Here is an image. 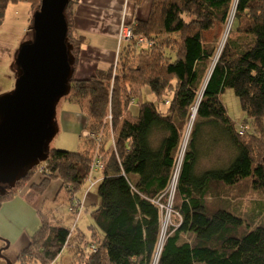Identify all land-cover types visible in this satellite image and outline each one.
Here are the masks:
<instances>
[{"label": "trees", "instance_id": "1", "mask_svg": "<svg viewBox=\"0 0 264 264\" xmlns=\"http://www.w3.org/2000/svg\"><path fill=\"white\" fill-rule=\"evenodd\" d=\"M151 1L148 19L130 25L135 38L121 49L115 74L113 65L90 79L72 80L69 97L87 105L81 131L87 149H50L42 168L49 177L31 185L40 196L50 179L61 180L57 200L63 191H81L98 150L105 169L92 220L72 229L40 211L41 227L20 252L21 264H64L62 255L71 264H264V206L249 214L239 211L252 192L264 197V0ZM75 2L65 12L74 67L85 41L74 28ZM41 3L0 0V25L9 4H26L35 12ZM138 37L145 43L138 45ZM227 89L246 114L250 130L243 125V134L221 100ZM193 106L197 112L173 204L180 219L169 228L155 261L162 221L154 201L164 204ZM110 128L111 151L104 145L111 140ZM100 131L105 138L100 146L84 135ZM156 135H161L157 142ZM219 148L228 153L227 162L197 173L200 155L210 157ZM37 168L0 194V208ZM232 206L237 211H230ZM92 244L96 251L89 250Z\"/></svg>", "mask_w": 264, "mask_h": 264}, {"label": "rangeland", "instance_id": "2", "mask_svg": "<svg viewBox=\"0 0 264 264\" xmlns=\"http://www.w3.org/2000/svg\"><path fill=\"white\" fill-rule=\"evenodd\" d=\"M130 1L132 0H128V2ZM151 5L152 1L149 2L148 8L145 9V12L147 11L145 19H148L150 15ZM33 15L34 12H30L29 6L26 4H9L6 9L4 21L0 25V96L7 94L14 89L17 74V68L15 65L16 54L20 46L25 41L32 38V32L30 30L32 27V22L30 21V19L33 17ZM124 23L127 22H125V19L123 18V20L120 22V25ZM129 44L130 43L128 42L124 43L123 48ZM69 96L71 95H66L63 98V101L57 107L56 121L58 133L51 142L50 149H57L68 152L85 151L88 147V143L86 142L87 140L81 136L82 133L78 132L77 130H73V128L70 127L71 124L69 122H67V126L62 124L63 117L66 120V118L72 115L62 113V107L65 106L64 110H66L72 103L68 101L69 98H71ZM221 100L227 108L228 115L237 124V126H248L249 131V124H244V119H247L246 114L242 111L240 100L238 97H236L233 90L227 89L221 95ZM84 103L87 104L86 101H84ZM135 107L137 106L135 105ZM194 107L195 106H193V108ZM69 109L75 111L78 109L83 113L84 118L87 117V105L85 104H80L79 107L74 106L73 108ZM193 123L194 120L190 118L184 136L181 139L179 150L177 152L174 177L168 190L164 192V195L162 196L161 202H164V204L162 203V205L159 202L162 226L159 245L154 259L155 261H158V257L162 250L169 228L174 225L176 219H180V216L173 209V204L175 201L176 185L188 147ZM108 130L111 135V143L110 141H107V143L104 144L105 138L103 136L100 144H104L105 149L111 151L114 146V132L111 128ZM88 136L90 138H95V133H90ZM160 139L161 135H156L154 138L156 142ZM227 155L228 153H224L220 148L217 149L210 157H206V154H201L196 166V172L201 173L204 170H208L212 166L217 164L223 165L225 162H227ZM44 164L45 163H41L39 165L40 168L36 169V173H33L34 175L32 176V178L23 183L21 187L22 189H19L20 193L18 192L12 198L5 201L3 203V206L0 208V264H21V262L19 261L20 252L29 244L34 234L41 227V214L39 213L40 211L44 213L46 215L45 217L48 220H51L52 223L57 222V219H61V221H63L67 226H70L72 229L75 225L85 227V223H90L92 220V209H94L95 207L93 203L98 199L97 186L99 185V183L97 184V186L91 187V190L89 192V199L87 197L86 201L84 202L85 206L82 210L83 214L81 215L79 220H76L74 216L70 214V199L74 197L80 199L82 197L83 190L86 189L89 185L88 183L85 187H83L81 191L77 193H71L68 195V193H66L65 191L61 192L58 200L57 195L61 188V180L59 179H50L49 185L40 196H37L35 194L30 197V194H24L23 186L28 185V183L30 182V187L26 189V191H28V189H31L32 184H39L43 177H49V172L42 169ZM94 176H100L99 172H96ZM250 196H252V199L249 200L250 198H248V201L244 200V203H242V205L240 206V212H247L249 214L251 210L257 209L258 211L262 209V206H264V197L262 195L256 192H252ZM169 210L171 213V217H169V221L165 225L164 221L168 216ZM230 211H237V207L232 206L230 208ZM261 217L259 220L256 219L257 223L261 222ZM255 218L256 217H254V219ZM81 249V251H84V248L81 247ZM89 250L96 251L95 245H90ZM62 257L64 264H71L72 261L69 257L63 255L61 256V258ZM153 264H157V262H154Z\"/></svg>", "mask_w": 264, "mask_h": 264}, {"label": "water", "instance_id": "3", "mask_svg": "<svg viewBox=\"0 0 264 264\" xmlns=\"http://www.w3.org/2000/svg\"><path fill=\"white\" fill-rule=\"evenodd\" d=\"M71 1L42 0L33 15L32 38L16 54L14 89L0 96L1 195L48 160L58 133L57 107L74 78L65 13Z\"/></svg>", "mask_w": 264, "mask_h": 264}, {"label": "crops", "instance_id": "4", "mask_svg": "<svg viewBox=\"0 0 264 264\" xmlns=\"http://www.w3.org/2000/svg\"><path fill=\"white\" fill-rule=\"evenodd\" d=\"M149 2L151 0H145L137 5L133 1L128 2V0H76L73 6L74 28L79 35L85 38V41L74 67L75 79H90L97 76L98 73L107 71L115 64L124 46L123 44L118 51L120 22L124 18L126 24L133 25L138 20L145 19L147 15L145 9L148 8ZM68 101L72 103L66 110L63 106L62 113L72 115L66 120L63 117L62 124L66 125L69 122L73 130L81 133L86 119L78 109L76 111L69 109L74 106L79 107V105L71 98ZM28 187H30L29 183L24 186L23 191L24 194H30L31 197L34 194L30 189L26 191ZM96 201L93 205L96 204Z\"/></svg>", "mask_w": 264, "mask_h": 264}, {"label": "built area", "instance_id": "5", "mask_svg": "<svg viewBox=\"0 0 264 264\" xmlns=\"http://www.w3.org/2000/svg\"><path fill=\"white\" fill-rule=\"evenodd\" d=\"M135 38L134 33H133V29L130 25L124 23L122 25H120V31H119V35H118V51H120V49L122 48V45L124 43L130 42ZM145 43V39L142 37H138V45H142ZM118 60V59H117ZM117 60L115 62V67H114V74H115V70H116V64H117ZM114 76V75H113ZM108 121H111V114H109L107 116ZM240 127H242L241 130V134L244 133V126L241 125ZM91 133V132H90ZM89 132H85L84 135L85 137L90 138L88 135L90 134ZM95 133V138L91 137L90 139L94 142L97 143L98 146H100V142L101 139L104 136V131H100V132H94ZM114 142V141H113ZM105 169V162L103 161V157L102 155L99 153L98 150L95 151V155L93 158V162L91 165V171L89 173V177H88V182L90 183V186L88 187V189L86 190V193L84 194L82 199H75L74 200V204H73V211L76 214V220H78L81 215H82V210L84 209V202L86 201V197L88 192L90 191L91 187L95 186L96 183L99 181V179H96L94 177V173H96L97 171H104ZM154 203L159 204L158 201H154Z\"/></svg>", "mask_w": 264, "mask_h": 264}, {"label": "bare ground", "instance_id": "6", "mask_svg": "<svg viewBox=\"0 0 264 264\" xmlns=\"http://www.w3.org/2000/svg\"><path fill=\"white\" fill-rule=\"evenodd\" d=\"M235 1H236V0H235ZM235 3H236V2H235ZM233 19H234V10L232 11V14H231V16H230V18H229V22H228V25H227V33H226L224 39H226V37H227V35H228V32L230 31L231 25H232V23H233ZM113 82H114V78L112 79V83H113ZM196 112H197V106H195V107L193 108V112H192V120H194ZM90 171H91V169H90ZM169 217H171L170 210H169L168 216L165 218V221H164V224H165V225L168 223V221H169ZM164 228H165V227H164ZM162 240H163V238H162ZM160 248H161V246H160Z\"/></svg>", "mask_w": 264, "mask_h": 264}, {"label": "clouds", "instance_id": "7", "mask_svg": "<svg viewBox=\"0 0 264 264\" xmlns=\"http://www.w3.org/2000/svg\"><path fill=\"white\" fill-rule=\"evenodd\" d=\"M70 95V94H69ZM97 172H99L100 174H101V176L99 177V176H94L96 179H99V181L96 183V185L95 186H97V184L102 180V177H103V172L104 171H102V172H100V171H97ZM95 174V173H94ZM89 177V176H88ZM90 186V183H89V185L87 186V188L86 189H84L83 190V193H82V197L80 198V199H82L83 198V196H84V194L86 193V190L88 189V187ZM91 190V189H90ZM90 192V191H89ZM89 192H88V194H87V197H88V199H89ZM86 197V198H87ZM75 199H78L77 197H74L73 199H72V204H74V200ZM73 206V205H72ZM70 211V210H69ZM71 211H72V209H71ZM72 215L74 216V218L76 219V214L75 213H72ZM80 219V218H79ZM78 219V220H79Z\"/></svg>", "mask_w": 264, "mask_h": 264}]
</instances>
